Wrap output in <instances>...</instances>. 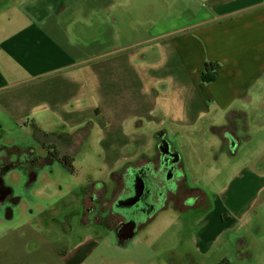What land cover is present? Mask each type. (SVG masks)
I'll use <instances>...</instances> for the list:
<instances>
[{"label": "crops", "instance_id": "0c3cea01", "mask_svg": "<svg viewBox=\"0 0 264 264\" xmlns=\"http://www.w3.org/2000/svg\"><path fill=\"white\" fill-rule=\"evenodd\" d=\"M145 1L0 0V143L21 147L34 132L70 139L92 121L87 136L91 153H102L103 178L134 150L146 151L156 133L177 136L191 170L224 173L216 177L213 209L188 238L191 249L221 252L231 241L234 256L225 257L244 261L234 247L243 236L250 246L244 229L264 201V0H176L175 6L162 0L157 9H142ZM164 60L174 65L159 73ZM208 61L220 67L205 84L200 74ZM196 126L214 136L213 162L206 153L190 156L187 132ZM233 137L243 138L236 150ZM7 180L16 184L18 177ZM162 218L173 221L171 213ZM174 227L176 233L180 226Z\"/></svg>", "mask_w": 264, "mask_h": 264}, {"label": "flooded vegetation", "instance_id": "af4514ba", "mask_svg": "<svg viewBox=\"0 0 264 264\" xmlns=\"http://www.w3.org/2000/svg\"><path fill=\"white\" fill-rule=\"evenodd\" d=\"M92 124V121H87L84 127H80L76 133H81L82 137L73 134L70 143H64L68 137L66 134L59 139L37 132L32 137L21 140V147L12 146L8 149L2 147L4 143H0V221L14 222L13 217L22 219L27 212L34 217L46 209L49 213H55L50 215L53 225L65 223L62 226L64 228L79 227L84 229L82 234L88 237L90 235L92 239L104 237L113 247L125 248L141 233L149 231L155 222L171 213L172 227L180 226L175 234H182L191 225L189 233L193 236L198 221L213 209L216 188L210 185L211 180L206 179L207 182H204L205 173L202 169L197 178L193 177L192 172L190 175L186 174L182 167L179 137L172 138L162 131L156 133L153 137L156 139L154 147L151 148L152 141L146 151H141L151 150L149 154L140 155L136 161H123L117 166L118 168L125 163L121 178L116 180L112 190L106 182L117 168L107 177L92 181L88 187L87 180L77 183L73 170L76 152L86 144L85 134ZM91 132H94L92 128ZM242 140V137L232 138L233 150ZM90 154L93 155L91 152ZM63 168L73 176V179L62 184L64 190L66 183L72 185L70 193L62 196L53 193L45 199L46 187H56V183L61 181L54 177L59 174L64 177ZM12 174L18 177L16 184L7 180ZM136 175L140 179L138 183ZM142 178L145 183L141 182ZM62 187L57 188L56 193L61 194ZM37 193L39 194L36 195ZM64 196H69L68 202ZM129 199H133L126 202L127 207L131 208L121 207V201ZM34 205L36 210L33 209ZM19 206L23 208L18 210ZM257 207L250 212L252 220L249 227L256 224L252 212ZM223 219L227 227L231 226L229 216H223ZM190 234L177 244L185 245L187 255H191V250L197 251L191 249L188 239ZM191 262L194 264L192 257Z\"/></svg>", "mask_w": 264, "mask_h": 264}, {"label": "rangeland", "instance_id": "374dc122", "mask_svg": "<svg viewBox=\"0 0 264 264\" xmlns=\"http://www.w3.org/2000/svg\"><path fill=\"white\" fill-rule=\"evenodd\" d=\"M162 0H146L143 3V8L145 7H155L159 6ZM171 5L177 3L176 0H163ZM157 9V8H156ZM157 15H161L157 12ZM148 25H142L141 30L145 33ZM206 27V26H204ZM72 34L76 38V48L82 49L81 39H79V33L76 28L72 30ZM184 40H181V43H177V48L180 49L181 44L184 46ZM216 62V61H212ZM218 63V62H217ZM174 62H163L161 67L157 68V71L160 73L165 67H173ZM220 67V64L218 65ZM197 69V68H196ZM198 70V69H197ZM219 70V68H218ZM217 70V74H218ZM203 69L201 70L200 76H202ZM223 76L226 74L222 72ZM183 75V74H182ZM218 76V75H217ZM217 79V78H216ZM212 83V82H211ZM191 107L190 104L183 105L176 113L184 111L185 108ZM80 109H85L84 105L79 106ZM215 110L213 104L209 105L208 111ZM147 115V116H146ZM147 118H156V114H149V111L145 112ZM144 122V121H143ZM140 123H142L140 121ZM179 123H184L179 121ZM205 123L202 124L204 126ZM140 125V124H139ZM107 131V128H103ZM206 134L203 133L201 127L196 126L188 130V137L193 141V149L197 151L192 153L193 149H189V153L192 157H199V153H206L210 162H213V149H218V146L214 144V136L211 133V130ZM82 137L81 133H75V135ZM87 134V133H86ZM85 134V136H87ZM97 136H95V139ZM91 136L88 134L86 138V144L77 150L76 158H74V170L75 180L77 183L84 182L87 180L88 187L93 181H99L101 178H97V171L101 167L102 162V153L99 152L91 155V146H90ZM99 139V137H98ZM70 140L71 138H67ZM65 140V141H66ZM64 141V143H65ZM105 141L100 138V142ZM153 141V144H152ZM156 139H152L147 144H154ZM210 146L207 147L206 144ZM143 150L136 149L133 154L127 155L128 160L124 162H130L131 160H137L138 157L142 154H149L151 150L147 152H141ZM187 157V159H191ZM219 165L225 166L221 160ZM125 163L119 166L114 174L107 180L110 190L115 186L116 180L121 178L122 170L125 169ZM124 166V167H123ZM183 169L186 171L187 175H190L192 172L193 177L197 178L199 176V168L197 170H191L188 164L183 161ZM67 169L63 168L64 177L60 174L56 175L54 178H60V183H56V187H46L45 190V199L49 195H60L62 196L65 193H70L69 183L65 184V190L62 187V184L65 181L73 179V176L68 172ZM264 173V168L261 169ZM206 172L205 177L211 180V184L214 187L216 185V177L223 173V171H218L215 168H211ZM225 172V171H224ZM228 171H226L227 173ZM236 171H233L232 174H236ZM224 173L221 174L223 177ZM203 177L204 182H207L206 178ZM202 178V176H200ZM210 183V182H209ZM62 187L63 191L59 194L57 188ZM215 196L217 192L214 193ZM66 202L69 201V196H64ZM62 205H60L61 207ZM59 207V208H60ZM59 208L57 210H59ZM33 209L36 210L35 205ZM202 213V212H201ZM263 213V214H262ZM55 214L54 212L49 213L44 209L40 211L39 215L31 216L29 212L26 213V216L18 218L15 216L12 218L14 222L11 221H0V264H188L186 247L177 246L180 241H183L190 233L189 228L182 232V234H175L174 228L170 220L166 218L159 219V223L154 230L145 231L141 233L137 238H135L132 243L125 248L113 247L111 243L106 242L104 237H92L89 235L86 236L82 234L79 227H73L71 229L62 227L66 225H53L52 218L50 215ZM254 217L253 226L244 229L245 235L250 240V246L246 237H240V240L235 246V256L237 259V254L240 253L241 259L237 263L240 264H264V201L259 203V206L252 212ZM30 216V217H29ZM227 223H225V227ZM79 230L76 235L75 231ZM74 234V236H73ZM104 239V241H102ZM223 240V239H222ZM222 240L220 242H222ZM219 242V243H220ZM232 244L223 243L221 245V252L218 250V246L206 251L204 254H200L195 250H191V255L194 264H218V262L227 256L228 254L233 255ZM239 251H238V250ZM220 252V253H219ZM251 254L254 257H251Z\"/></svg>", "mask_w": 264, "mask_h": 264}, {"label": "trees", "instance_id": "16d2710c", "mask_svg": "<svg viewBox=\"0 0 264 264\" xmlns=\"http://www.w3.org/2000/svg\"><path fill=\"white\" fill-rule=\"evenodd\" d=\"M219 63L217 62H212V61H208L206 62L203 72H202V76H201V81L205 84L211 83L213 81L216 80L217 78V70L219 68ZM4 129L3 127L0 126V132H2ZM218 264H238L232 260H230L229 258H222Z\"/></svg>", "mask_w": 264, "mask_h": 264}, {"label": "water", "instance_id": "95a60500", "mask_svg": "<svg viewBox=\"0 0 264 264\" xmlns=\"http://www.w3.org/2000/svg\"><path fill=\"white\" fill-rule=\"evenodd\" d=\"M235 150H236V148H235ZM135 177H136V182H137V183H138V181L140 182V179L138 180L139 176L136 175ZM141 182H142V183H145V181H144L143 178H142ZM133 199H134V198H133ZM133 199L122 200L121 203H120V204H121V207L130 209L131 207H127V203H126V202H129V201H131V200H133ZM139 199H140V197H139ZM0 208H1V207H0Z\"/></svg>", "mask_w": 264, "mask_h": 264}]
</instances>
